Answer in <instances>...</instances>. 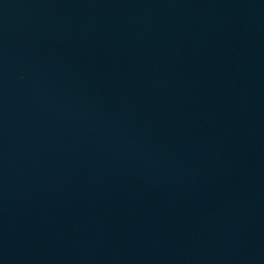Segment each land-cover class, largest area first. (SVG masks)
<instances>
[{"label":"water","instance_id":"1","mask_svg":"<svg viewBox=\"0 0 264 264\" xmlns=\"http://www.w3.org/2000/svg\"><path fill=\"white\" fill-rule=\"evenodd\" d=\"M0 264H264V0H0Z\"/></svg>","mask_w":264,"mask_h":264}]
</instances>
